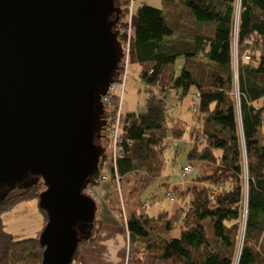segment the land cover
<instances>
[{
  "label": "trees",
  "instance_id": "1",
  "mask_svg": "<svg viewBox=\"0 0 264 264\" xmlns=\"http://www.w3.org/2000/svg\"><path fill=\"white\" fill-rule=\"evenodd\" d=\"M161 2L160 9L145 3L137 9L134 48L147 99L144 112L124 113L118 174L130 178L140 173L142 182L143 174L145 180L159 178V157L167 138L181 141L185 133L190 142L187 164L199 165V174L186 189L166 185L174 193L169 200L182 202L172 213L161 211L152 217L143 210L141 198L129 196V262L143 264L149 256L151 264H264V0H240L238 20L237 0ZM130 4L131 0H117L124 24ZM132 11L134 15L133 4ZM123 26L119 23L117 29ZM120 36H128L124 28ZM235 53L238 105L232 97ZM179 59L184 65L178 73ZM171 90L180 103L199 93L192 123L170 121L164 105ZM102 134L96 143L106 148ZM104 161L105 156L86 194L102 182ZM44 190L41 183L0 201V264H42L41 232L36 238L18 239L5 230L3 218L23 203L39 202ZM112 199L117 209L115 191ZM99 221L96 215L92 236L80 242L73 264L97 238ZM178 229L180 237L174 238Z\"/></svg>",
  "mask_w": 264,
  "mask_h": 264
},
{
  "label": "water",
  "instance_id": "2",
  "mask_svg": "<svg viewBox=\"0 0 264 264\" xmlns=\"http://www.w3.org/2000/svg\"><path fill=\"white\" fill-rule=\"evenodd\" d=\"M122 14L117 0H0V186L43 180L42 264H73L92 236L85 191L106 158L96 141L121 70Z\"/></svg>",
  "mask_w": 264,
  "mask_h": 264
},
{
  "label": "rangeland",
  "instance_id": "3",
  "mask_svg": "<svg viewBox=\"0 0 264 264\" xmlns=\"http://www.w3.org/2000/svg\"><path fill=\"white\" fill-rule=\"evenodd\" d=\"M150 5H154V1L150 2ZM239 5L240 0H237V10ZM154 7H158L160 9V6L155 5ZM134 9L135 13L133 15V20L131 21V23L128 22L127 17L124 18V21L127 20L125 24L124 22H122L124 13L121 15L122 18L119 22L121 26H123L122 24H124V26H131L130 35L125 39L127 50H129L130 48V51L127 55V66L124 74L125 97L123 102V109L126 112L129 111L139 113L145 111V101L147 99V94L144 92V85L140 80L141 68L137 61V56L134 48V30L136 26L137 8ZM235 30H237V28ZM235 34H237V31H235ZM174 37H176V35ZM183 65V59L177 60L175 69L178 71V73L182 69ZM233 65L235 88L232 92V97L236 105H238V59L236 53ZM167 101L171 105L169 114L172 124L175 122L182 124L185 121L192 123L196 119V114L192 113V108L195 104L193 95L189 94L180 103L179 95L175 91H172L170 92ZM178 118L184 119L185 121H177ZM166 143L168 144L159 157V161L163 164L161 176L159 178L154 180H150L149 178H147L145 180L144 178L147 174H143L141 176V179H143L144 182H142L141 180H138V178L140 177L139 173L131 175L130 178L128 177V175H126L124 178L120 177V182L119 184H117L114 179L115 171L110 168H105L108 175L107 179L103 180L99 183V185H96L95 187L91 186L92 189H90V191L88 192L89 195L97 200L98 197L95 194H99L100 197H103L104 194H107V191H110L111 195L115 191V193L119 197V202L117 203L116 207L117 216L120 213L126 215V207L129 196L141 198V201H143L145 205L143 210L152 217H157L161 211L172 213V211L182 205V202L179 199H175L174 201L169 200V197L174 196V193L168 192L166 185L168 184L170 189L175 186L180 187L181 189H186L187 187L193 185L194 182L192 179H195L199 174L196 168L199 165H196V167L194 166L190 174L186 176L182 174L183 168L188 165L187 157L190 150L189 133H185L181 141H172L170 137H168ZM245 180L247 179L245 178ZM98 188L99 190H97ZM18 194L20 193L17 191L13 193L12 196H16ZM3 220L5 224V230L14 236H17L18 239L36 238L45 227V214L40 208L39 202L37 200H30L17 206L13 211L5 215ZM119 220L123 222V227L125 228L124 219L120 218ZM172 236L174 238L180 237V230H175L172 233ZM145 262L147 263L146 259H144L143 264H145ZM128 264H131V262H129V256Z\"/></svg>",
  "mask_w": 264,
  "mask_h": 264
},
{
  "label": "built area",
  "instance_id": "4",
  "mask_svg": "<svg viewBox=\"0 0 264 264\" xmlns=\"http://www.w3.org/2000/svg\"><path fill=\"white\" fill-rule=\"evenodd\" d=\"M126 9H128V15H129L128 22L131 23V21L133 20L132 19L133 18L132 4H130V6H127ZM123 28L124 30H126L127 35H128L126 38H128L130 35L131 26L125 25L122 27V29ZM122 29L119 30L120 34L122 32ZM119 40L123 47V59L120 64L121 70H120L118 78L110 85L107 94L102 97V104L104 108V120L106 121V127L104 128V132H105L104 139L106 140L107 147H106V161H104V166L100 172V181H103V180H106L108 177L107 171L105 170V168H108V169L110 168L114 170L115 171L114 179L117 182V184H119L120 182V177H119L118 169H117V162L124 153V149H123L124 147L122 143L123 140H122V135H121L123 124L125 122V114L123 111V102H124V97H125L124 74H125L126 66H127V59H128L127 55L129 54V51H130V48L129 50H127L125 39L121 40V36H120ZM170 92H172V90ZM198 96H199V93L196 94L194 102L196 101V98ZM170 109H171V105L168 103V101H166L164 105V111L169 114ZM192 112L195 113L196 109L192 108ZM238 113H240L239 110H238ZM239 128L242 134L241 125L239 126ZM244 160H245L244 162H245V168H246L245 153H244ZM192 170L193 168L190 165H187L183 168L182 174L186 176L190 174ZM245 194H247V192ZM118 217L124 219V222L127 228L126 215L120 213L118 214Z\"/></svg>",
  "mask_w": 264,
  "mask_h": 264
},
{
  "label": "crops",
  "instance_id": "5",
  "mask_svg": "<svg viewBox=\"0 0 264 264\" xmlns=\"http://www.w3.org/2000/svg\"><path fill=\"white\" fill-rule=\"evenodd\" d=\"M152 1H154V5L151 6L161 7V0H131L134 8L137 9L142 4H150ZM124 113H129V111H124ZM106 193L103 197L95 194L98 197L95 202L97 205L96 215L100 220V230L97 233V238L78 254L76 264H128L130 237L126 231V225L125 230L123 222L117 216L110 191ZM144 259L147 260L145 264L152 263L150 257Z\"/></svg>",
  "mask_w": 264,
  "mask_h": 264
},
{
  "label": "flooded vegetation",
  "instance_id": "6",
  "mask_svg": "<svg viewBox=\"0 0 264 264\" xmlns=\"http://www.w3.org/2000/svg\"><path fill=\"white\" fill-rule=\"evenodd\" d=\"M34 181H35V177L33 175L29 174L26 176L25 180L19 184H15V185H11V186H8V185L0 186V199L12 196L13 193H15L17 191L19 193H23L29 189H32L33 187L37 186L38 184H41V183L43 184L42 179H39L36 184H34ZM43 186H44V184H43Z\"/></svg>",
  "mask_w": 264,
  "mask_h": 264
},
{
  "label": "bare ground",
  "instance_id": "7",
  "mask_svg": "<svg viewBox=\"0 0 264 264\" xmlns=\"http://www.w3.org/2000/svg\"><path fill=\"white\" fill-rule=\"evenodd\" d=\"M239 18V7H238V10H237V20ZM237 260H238V257H237Z\"/></svg>",
  "mask_w": 264,
  "mask_h": 264
},
{
  "label": "clouds",
  "instance_id": "8",
  "mask_svg": "<svg viewBox=\"0 0 264 264\" xmlns=\"http://www.w3.org/2000/svg\"><path fill=\"white\" fill-rule=\"evenodd\" d=\"M119 30V29H118ZM237 79H238V75H237ZM89 195V194H88ZM90 196V195H89ZM93 198V197H92ZM94 199V198H93ZM95 200V199H94ZM127 232H128V230H127Z\"/></svg>",
  "mask_w": 264,
  "mask_h": 264
}]
</instances>
